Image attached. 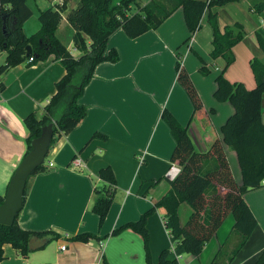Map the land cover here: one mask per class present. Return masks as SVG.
<instances>
[{"label": "crops", "instance_id": "crops-1", "mask_svg": "<svg viewBox=\"0 0 264 264\" xmlns=\"http://www.w3.org/2000/svg\"><path fill=\"white\" fill-rule=\"evenodd\" d=\"M149 1L139 0V4L143 6ZM55 3L59 0H28L31 16L22 25L23 33H34L38 29L37 14ZM262 3L264 0H231L220 7H211L203 12L199 28L191 36L180 8L157 28L136 38L130 39L121 29L115 30L108 37L107 48L116 51L117 61L101 62L93 68L77 100L85 110L82 120L68 134L52 140L44 158L45 170L30 176L25 183L17 226L31 232L50 230L59 238L25 257L9 245H3L0 264H144L139 235L130 230L114 236L111 232L136 221L169 188L165 174L174 165L169 162L174 141L160 119L163 109L185 128L196 153H204L213 140H218L231 176L239 185L241 178L235 153L222 143L220 133L221 125L233 113V108L228 102H217L212 97L214 79L224 62L220 57L211 59L209 56L212 35L207 17L214 13L220 30L232 23L242 25L244 38L231 48L233 61L224 70L223 77L250 90L255 83L249 60L256 57L258 51L254 32L264 28V7L257 10ZM73 7V1L67 3L55 37L77 57L79 53L71 45L72 29L64 18ZM62 32H65L63 38ZM176 54L201 102V110L192 119L191 104L175 81ZM3 60L4 53L0 52V64ZM202 63L208 70L206 76L198 72ZM63 73L61 65L49 56L30 66L23 62L0 75L3 85L0 92V197L25 152L27 134L22 119L32 112L40 115ZM260 118L264 124V93ZM95 133L104 139L91 138ZM76 161L79 166L74 165ZM47 163L51 167H46ZM104 167H109L113 173L115 192L99 227L89 207L93 189L103 186L97 172ZM242 199L255 220V228L241 248L232 254L238 236L231 232L233 217L228 214L199 255L183 254L177 258V264H210L217 253L225 264H254L264 249V184L244 193ZM190 213L186 204H179L180 226ZM161 216L162 210L156 209L145 222L152 263L162 249L170 247ZM84 233L95 239L70 240ZM60 246H64L63 251L59 250Z\"/></svg>", "mask_w": 264, "mask_h": 264}, {"label": "trees", "instance_id": "trees-1", "mask_svg": "<svg viewBox=\"0 0 264 264\" xmlns=\"http://www.w3.org/2000/svg\"><path fill=\"white\" fill-rule=\"evenodd\" d=\"M28 0H0V52L4 53L0 64V75L28 58L27 66L46 60L49 56L63 68V75L54 84V93L37 116L34 112L22 119L26 131L25 152L29 143L36 138L41 127L52 125V138L68 134L82 120L85 110L77 103L83 87L89 81L93 68L101 62L115 63L118 59L113 48H107L108 37L117 29L130 39L157 28L169 15L180 8L186 29L191 36L199 28L203 12L211 7H220L231 0H150L140 6L139 0H59V3L45 8L37 14L38 29L25 35L23 23L31 16ZM74 7L65 14V21L72 29L71 45L79 53L72 56L56 39L55 30L66 10L68 2ZM264 4H260V11ZM134 9L133 12L130 10ZM207 22L211 28L210 58H222L224 65L215 77L212 97L217 102H228L233 113L220 127L222 143L235 153L241 182L237 185L230 173L225 154L218 140H213L204 153H196L186 134L185 128L163 109L160 119L166 124L174 141L169 162L178 167V174L169 181V188L153 206L134 222L125 223L111 232L117 235L130 230L140 236L144 251V264H177L183 254L197 256L204 244L215 234L225 217H233L231 232L238 236L232 254L241 248L255 228V220L242 199L249 190L261 186L264 180V124L261 122V97L264 93V62L256 57L249 60V69L254 79V87L246 90L239 82H228L223 77L224 70L232 63L231 48L244 38L242 25L232 23L221 30L214 13H209ZM189 36V37H190ZM254 39L264 59V28L254 32ZM30 55L25 57V48ZM176 54L175 81L184 90L192 107L193 115L201 110V102L188 75ZM201 76L208 70L202 63L198 69ZM3 85L0 82V92ZM99 137L93 134L91 138ZM45 170L40 165L30 176ZM29 176V177H30ZM97 178L101 189H93V199L89 211L97 217L100 227L110 207L115 192V178L109 167L98 170ZM25 189V188H24ZM25 190H23V199ZM3 197V196H2ZM0 197V204L2 202ZM184 203L191 213L180 226L177 208ZM162 210V223L167 232L170 247L162 249L156 262L152 263L147 249L145 222L154 210ZM59 236L53 231L31 232L21 230L16 217L9 226L0 225V260L2 246L9 245L25 257L30 252L42 249ZM95 239L91 234H77L71 241L87 242ZM229 261V258L228 260ZM210 264H225L216 254ZM254 264H264V249Z\"/></svg>", "mask_w": 264, "mask_h": 264}, {"label": "water", "instance_id": "water-1", "mask_svg": "<svg viewBox=\"0 0 264 264\" xmlns=\"http://www.w3.org/2000/svg\"><path fill=\"white\" fill-rule=\"evenodd\" d=\"M30 48H25V57ZM52 125L41 127L39 135L29 143V151L22 157L6 185L0 204V225L9 226L17 217L23 204V190L29 176L44 162L51 143Z\"/></svg>", "mask_w": 264, "mask_h": 264}, {"label": "built area", "instance_id": "built-area-1", "mask_svg": "<svg viewBox=\"0 0 264 264\" xmlns=\"http://www.w3.org/2000/svg\"><path fill=\"white\" fill-rule=\"evenodd\" d=\"M31 60H32L31 58H28V59L26 60V62H30ZM43 164H44V162H43ZM74 165H75V166H79V165H80L79 161H76ZM44 167H45V166H44ZM46 167H51V164H50V163H47ZM178 171H179V169H178V167H177L176 165H171V166L167 169L166 174H165V177H166L169 181H171V180H173L174 177L178 174ZM261 184H264V181H261ZM59 250H60V251H63V250H64V246H60Z\"/></svg>", "mask_w": 264, "mask_h": 264}, {"label": "rangeland", "instance_id": "rangeland-1", "mask_svg": "<svg viewBox=\"0 0 264 264\" xmlns=\"http://www.w3.org/2000/svg\"><path fill=\"white\" fill-rule=\"evenodd\" d=\"M131 12L132 11H134V9H131L130 10ZM35 23V22H34ZM61 36H62V38L65 36V32H62V34H61ZM257 49H258V47H257ZM72 52V51H71ZM73 54H74V52H72ZM256 58L257 59H259L260 61H262V62H264V59H263V57H262V52H261V50H259L258 49V51H257V53H256ZM45 161V160H44Z\"/></svg>", "mask_w": 264, "mask_h": 264}]
</instances>
